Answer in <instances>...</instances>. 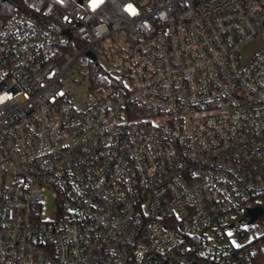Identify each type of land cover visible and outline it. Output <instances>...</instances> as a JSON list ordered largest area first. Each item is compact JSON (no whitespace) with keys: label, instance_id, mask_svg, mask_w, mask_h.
Listing matches in <instances>:
<instances>
[{"label":"built area","instance_id":"1","mask_svg":"<svg viewBox=\"0 0 264 264\" xmlns=\"http://www.w3.org/2000/svg\"><path fill=\"white\" fill-rule=\"evenodd\" d=\"M23 1L0 17V264H264V215L240 222L264 208V0Z\"/></svg>","mask_w":264,"mask_h":264},{"label":"rangeland","instance_id":"2","mask_svg":"<svg viewBox=\"0 0 264 264\" xmlns=\"http://www.w3.org/2000/svg\"><path fill=\"white\" fill-rule=\"evenodd\" d=\"M259 44L260 39H255L245 44L242 47V59H245ZM85 73V68H81L80 70L73 68L66 73L67 84L74 89V100L77 103L83 102L85 94L91 91L89 87V77L85 75ZM92 91H95V89H92ZM46 195L48 196V201L43 205V211L49 216L55 209L56 201L52 196V192H47ZM253 224L254 226H262L264 228V218L256 220Z\"/></svg>","mask_w":264,"mask_h":264},{"label":"trees","instance_id":"3","mask_svg":"<svg viewBox=\"0 0 264 264\" xmlns=\"http://www.w3.org/2000/svg\"><path fill=\"white\" fill-rule=\"evenodd\" d=\"M19 10H27L23 0H0V17H9Z\"/></svg>","mask_w":264,"mask_h":264},{"label":"water","instance_id":"4","mask_svg":"<svg viewBox=\"0 0 264 264\" xmlns=\"http://www.w3.org/2000/svg\"><path fill=\"white\" fill-rule=\"evenodd\" d=\"M246 212L248 213L247 217L240 220V222L243 224L254 222L258 218V216H263L264 208L262 206L247 207Z\"/></svg>","mask_w":264,"mask_h":264},{"label":"snow or ice","instance_id":"5","mask_svg":"<svg viewBox=\"0 0 264 264\" xmlns=\"http://www.w3.org/2000/svg\"><path fill=\"white\" fill-rule=\"evenodd\" d=\"M57 2L62 4L64 0H57ZM102 3H104V0H91V6L93 9H95L99 4H102ZM128 10L132 14H135L136 10L131 5L128 6ZM65 19H67V17Z\"/></svg>","mask_w":264,"mask_h":264},{"label":"clouds","instance_id":"6","mask_svg":"<svg viewBox=\"0 0 264 264\" xmlns=\"http://www.w3.org/2000/svg\"><path fill=\"white\" fill-rule=\"evenodd\" d=\"M164 14H161V18H163ZM8 97H4V99H7Z\"/></svg>","mask_w":264,"mask_h":264}]
</instances>
